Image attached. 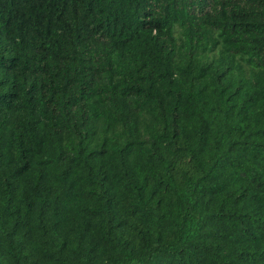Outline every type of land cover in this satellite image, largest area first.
Returning <instances> with one entry per match:
<instances>
[{"label": "trees", "instance_id": "16d2710c", "mask_svg": "<svg viewBox=\"0 0 264 264\" xmlns=\"http://www.w3.org/2000/svg\"><path fill=\"white\" fill-rule=\"evenodd\" d=\"M0 264H264V0H0Z\"/></svg>", "mask_w": 264, "mask_h": 264}]
</instances>
